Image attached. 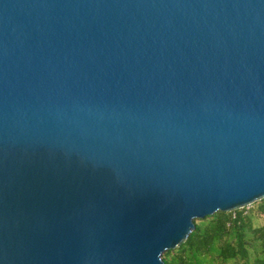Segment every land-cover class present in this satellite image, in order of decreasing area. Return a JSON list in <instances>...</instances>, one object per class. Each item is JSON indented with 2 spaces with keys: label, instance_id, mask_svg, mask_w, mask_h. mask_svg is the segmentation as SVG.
Masks as SVG:
<instances>
[{
  "label": "water",
  "instance_id": "obj_1",
  "mask_svg": "<svg viewBox=\"0 0 264 264\" xmlns=\"http://www.w3.org/2000/svg\"><path fill=\"white\" fill-rule=\"evenodd\" d=\"M264 199V0H0V264H163Z\"/></svg>",
  "mask_w": 264,
  "mask_h": 264
},
{
  "label": "trees",
  "instance_id": "obj_2",
  "mask_svg": "<svg viewBox=\"0 0 264 264\" xmlns=\"http://www.w3.org/2000/svg\"><path fill=\"white\" fill-rule=\"evenodd\" d=\"M189 238L163 264H264V199L196 219Z\"/></svg>",
  "mask_w": 264,
  "mask_h": 264
}]
</instances>
